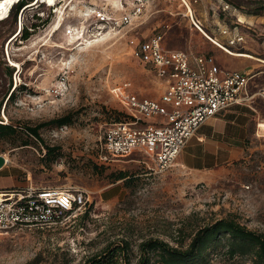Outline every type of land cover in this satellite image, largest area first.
<instances>
[{
    "label": "rangeland",
    "instance_id": "374dc122",
    "mask_svg": "<svg viewBox=\"0 0 264 264\" xmlns=\"http://www.w3.org/2000/svg\"><path fill=\"white\" fill-rule=\"evenodd\" d=\"M123 1L56 0L51 7L33 2L16 23L7 18L12 4L0 18V62L14 69L11 90L17 88L0 111L1 124L16 130L14 136L0 139V156L7 160L0 169V190H79L89 197L85 210L49 227L0 236V264H84L86 258L122 239L130 242L135 264L140 242L159 239L173 244L170 236L177 231L181 237L190 236L227 216L264 233V0H201L192 7L199 30L179 0H148L135 23L139 25L119 30L98 26L84 14L92 6L120 18L126 12ZM220 1L234 12H222ZM165 23L170 25L164 37L166 48L209 55L220 69L250 76L246 93L254 129L251 125L240 154L213 171L194 172L175 164L155 175L143 155L109 162L100 159L106 154L101 141L105 128L123 120L114 90L129 83L130 92L139 99H158L164 89L154 70L131 56L129 42L161 31ZM20 26L30 32L29 38L9 41ZM223 27L239 33L243 42L228 46L220 34ZM70 28L74 34L68 36ZM61 78L66 93L56 97L52 88ZM9 82L0 65V101ZM66 115L71 116V124L41 129L40 141L24 129ZM119 173L128 183L114 180ZM209 264L251 263L221 255Z\"/></svg>",
    "mask_w": 264,
    "mask_h": 264
},
{
    "label": "built area",
    "instance_id": "2783aa9c",
    "mask_svg": "<svg viewBox=\"0 0 264 264\" xmlns=\"http://www.w3.org/2000/svg\"><path fill=\"white\" fill-rule=\"evenodd\" d=\"M179 1L186 9V17L199 30L193 20L192 7L201 0ZM148 2L124 0L121 8H126V12L116 19L102 8L92 6L86 7L84 14L98 26L109 25L117 30L123 26L137 27L139 24L135 23L145 13ZM220 9L224 13L234 12L221 1ZM169 27L165 23L161 31L129 42L131 56L151 67L157 79L164 83V89L158 99H139L130 92L129 83L114 90L126 120L113 122L105 128L101 141L106 154L100 158L104 162L139 154L147 159L151 174L165 173L176 164L178 155L199 126L246 100L249 73L222 70L209 55L166 48L164 37ZM72 34L71 28L66 30V35ZM220 34L227 38L228 46L243 42L239 33L226 27L220 28ZM52 92L56 97L66 93L64 78L57 82ZM88 204L89 197L79 190L33 187L0 190V236L49 227L72 212L85 210Z\"/></svg>",
    "mask_w": 264,
    "mask_h": 264
},
{
    "label": "trees",
    "instance_id": "16d2710c",
    "mask_svg": "<svg viewBox=\"0 0 264 264\" xmlns=\"http://www.w3.org/2000/svg\"><path fill=\"white\" fill-rule=\"evenodd\" d=\"M2 9L0 18L8 12L9 7L16 0H0ZM34 0H20L11 8L10 16L14 23L17 22L18 15L27 10ZM38 25H32L35 29ZM30 32L24 27H19L18 31L11 34L10 40L20 36V40H27ZM4 67V73L9 78V88L0 101V111L4 104V110L11 99L15 96V91L11 87V75L14 69L4 62H0ZM126 117L123 114V120ZM1 121V120H0ZM71 116L66 115L48 122L41 123L34 127L24 128L29 136L40 141L39 131L46 127H62L71 124ZM119 122V121H118ZM16 130L11 124H1L0 139L14 136ZM24 146L28 142H24ZM54 149H48L47 154ZM123 173L115 176V181L124 180V185L129 179ZM171 242L159 239H148L140 242L137 246L138 256L135 264H209L212 258L225 256L231 260L235 257L246 258L251 264H264V233H257L247 229L240 224L233 216L214 221L211 224L197 228L190 236L181 237L180 231L176 236H170ZM188 239V243H185ZM132 249L128 240L122 239L118 244L108 245L100 254L86 258L84 264H132Z\"/></svg>",
    "mask_w": 264,
    "mask_h": 264
},
{
    "label": "crops",
    "instance_id": "0c3cea01",
    "mask_svg": "<svg viewBox=\"0 0 264 264\" xmlns=\"http://www.w3.org/2000/svg\"><path fill=\"white\" fill-rule=\"evenodd\" d=\"M246 100L207 119L187 142L176 164L194 172L213 171L231 163L254 129L253 109ZM236 154V155H234Z\"/></svg>",
    "mask_w": 264,
    "mask_h": 264
},
{
    "label": "bare ground",
    "instance_id": "6f19581e",
    "mask_svg": "<svg viewBox=\"0 0 264 264\" xmlns=\"http://www.w3.org/2000/svg\"><path fill=\"white\" fill-rule=\"evenodd\" d=\"M47 2V4L49 5V6H53L54 4H55V2H56V0H36V2H35V4L34 5H37L39 2ZM260 127H262V126H260ZM5 162H7V160L5 159Z\"/></svg>",
    "mask_w": 264,
    "mask_h": 264
},
{
    "label": "water",
    "instance_id": "95a60500",
    "mask_svg": "<svg viewBox=\"0 0 264 264\" xmlns=\"http://www.w3.org/2000/svg\"><path fill=\"white\" fill-rule=\"evenodd\" d=\"M4 158L2 156H0V169L4 166Z\"/></svg>",
    "mask_w": 264,
    "mask_h": 264
}]
</instances>
